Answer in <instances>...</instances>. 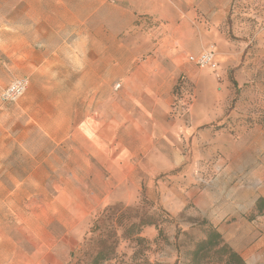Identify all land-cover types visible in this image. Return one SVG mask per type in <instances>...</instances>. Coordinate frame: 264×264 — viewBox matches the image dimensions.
<instances>
[{
  "label": "rangeland",
  "instance_id": "rangeland-1",
  "mask_svg": "<svg viewBox=\"0 0 264 264\" xmlns=\"http://www.w3.org/2000/svg\"><path fill=\"white\" fill-rule=\"evenodd\" d=\"M63 2L0 0V91L29 79L18 100L0 101V264H94L100 251L98 264H219L216 252L193 255L207 226L245 264H264V0H94L83 24L91 0ZM158 39L173 58L188 44L176 61L193 69L160 118L174 149L159 151L179 162L154 189L128 183L107 199L76 126L121 87L89 84L75 56L143 45L154 59ZM208 46L215 69L186 60Z\"/></svg>",
  "mask_w": 264,
  "mask_h": 264
},
{
  "label": "crops",
  "instance_id": "crops-1",
  "mask_svg": "<svg viewBox=\"0 0 264 264\" xmlns=\"http://www.w3.org/2000/svg\"><path fill=\"white\" fill-rule=\"evenodd\" d=\"M49 1L64 4V0ZM84 5V11L91 13L85 18L83 14L79 17L82 24L95 12L97 3L91 0ZM156 9L159 12V2ZM48 11L57 17L64 8ZM179 45L174 58L169 55L168 46L159 45V39L155 44L154 59L148 57V48L143 45L124 47L118 58L115 48L100 50L94 46L86 51L82 49L75 56L77 67L83 74L86 70L85 75L91 78L89 84H111L118 80L117 85L121 87L118 94L108 97L109 103L119 97L117 102L87 112L76 126V133L83 138L84 154L89 155L87 164L97 168L101 181L108 188L104 198L115 197L128 183L139 189L135 183L138 181H148V190L154 189L155 182L159 183V173L174 169L179 162V158L170 159L159 151L174 149L172 140H160V133L164 130L160 118L167 114L172 86L181 72L193 70L176 61L189 47L182 42ZM192 51H198V45H194ZM189 55L195 54L187 53V61ZM101 70L109 74L106 80L102 78ZM162 197L165 208H178V202L171 205L167 194Z\"/></svg>",
  "mask_w": 264,
  "mask_h": 264
},
{
  "label": "trees",
  "instance_id": "trees-1",
  "mask_svg": "<svg viewBox=\"0 0 264 264\" xmlns=\"http://www.w3.org/2000/svg\"><path fill=\"white\" fill-rule=\"evenodd\" d=\"M257 208L259 212H261L262 209H264V200L259 198L257 199ZM138 223V225L141 227L143 225H149L153 222L149 218H143L139 220V222H135L132 225L135 226V224ZM202 225L206 224V220L202 219L200 222ZM216 252L218 254V258L216 260V263L219 264H245L242 258L239 256V254L234 251L230 246H228L226 243L223 242L222 236L220 232L211 226H207L206 228V235L203 239L199 240L196 244V248L193 251V255L196 257H209V252ZM104 259L102 252H98L95 257L94 264H98L100 260ZM198 264H209V261H206L205 263H198Z\"/></svg>",
  "mask_w": 264,
  "mask_h": 264
},
{
  "label": "built area",
  "instance_id": "built-area-1",
  "mask_svg": "<svg viewBox=\"0 0 264 264\" xmlns=\"http://www.w3.org/2000/svg\"><path fill=\"white\" fill-rule=\"evenodd\" d=\"M188 61L195 63L201 68L215 69L217 66L214 50L209 46L203 48L196 55H189ZM28 83L29 79L27 76L15 78L0 91V101L15 102L24 94Z\"/></svg>",
  "mask_w": 264,
  "mask_h": 264
}]
</instances>
